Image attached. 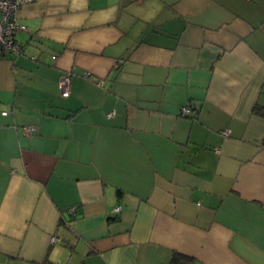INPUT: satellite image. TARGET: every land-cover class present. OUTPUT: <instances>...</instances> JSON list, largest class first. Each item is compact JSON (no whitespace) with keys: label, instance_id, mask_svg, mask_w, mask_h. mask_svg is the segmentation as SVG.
Segmentation results:
<instances>
[{"label":"crops","instance_id":"crops-1","mask_svg":"<svg viewBox=\"0 0 264 264\" xmlns=\"http://www.w3.org/2000/svg\"><path fill=\"white\" fill-rule=\"evenodd\" d=\"M17 21L0 264H264V0H26Z\"/></svg>","mask_w":264,"mask_h":264},{"label":"built area","instance_id":"built-area-1","mask_svg":"<svg viewBox=\"0 0 264 264\" xmlns=\"http://www.w3.org/2000/svg\"><path fill=\"white\" fill-rule=\"evenodd\" d=\"M26 0H0V50L9 51L13 53H19L22 51V46L18 43L14 35L16 31L25 29L26 26L18 23V10L20 5ZM71 72L66 71L60 75L58 80V90L59 95L62 97H67L70 95L71 91ZM100 83V81L98 82ZM182 111L185 114L190 112L189 106L182 107ZM3 114L6 111H2ZM112 112L107 113L110 116ZM33 126H23V132L33 131ZM222 134H228V129L223 130ZM218 151V150H216ZM119 206H116L114 210H118ZM54 238H52L53 240Z\"/></svg>","mask_w":264,"mask_h":264},{"label":"trees","instance_id":"trees-1","mask_svg":"<svg viewBox=\"0 0 264 264\" xmlns=\"http://www.w3.org/2000/svg\"><path fill=\"white\" fill-rule=\"evenodd\" d=\"M254 111L258 112L261 115H264V106L256 105L254 106ZM188 261H189V258L187 255L182 254V253H174L171 259V264H187Z\"/></svg>","mask_w":264,"mask_h":264}]
</instances>
